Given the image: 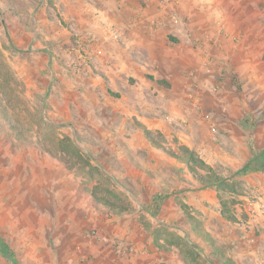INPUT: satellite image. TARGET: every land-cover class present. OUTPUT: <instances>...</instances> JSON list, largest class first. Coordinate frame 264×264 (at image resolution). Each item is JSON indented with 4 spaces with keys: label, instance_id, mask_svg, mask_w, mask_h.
Instances as JSON below:
<instances>
[{
    "label": "rangeland",
    "instance_id": "rangeland-1",
    "mask_svg": "<svg viewBox=\"0 0 264 264\" xmlns=\"http://www.w3.org/2000/svg\"><path fill=\"white\" fill-rule=\"evenodd\" d=\"M250 144L264 0H0L15 264H264V170L237 174Z\"/></svg>",
    "mask_w": 264,
    "mask_h": 264
},
{
    "label": "trees",
    "instance_id": "trees-1",
    "mask_svg": "<svg viewBox=\"0 0 264 264\" xmlns=\"http://www.w3.org/2000/svg\"><path fill=\"white\" fill-rule=\"evenodd\" d=\"M160 85L168 86L164 81H157ZM250 153H251V159L249 160L246 165L237 171V174H246L248 171L251 170H264V148L260 150H256L251 144H250ZM0 254L4 256V258L8 259L10 263L15 264L14 258L7 248L5 244L0 242Z\"/></svg>",
    "mask_w": 264,
    "mask_h": 264
},
{
    "label": "crops",
    "instance_id": "crops-1",
    "mask_svg": "<svg viewBox=\"0 0 264 264\" xmlns=\"http://www.w3.org/2000/svg\"><path fill=\"white\" fill-rule=\"evenodd\" d=\"M155 32L156 31L152 30V29H147V30L144 29V31H142V34H143L142 38L146 42V45H147L146 47L148 49L149 48L155 49V47H156L157 40H156V37L154 35Z\"/></svg>",
    "mask_w": 264,
    "mask_h": 264
}]
</instances>
